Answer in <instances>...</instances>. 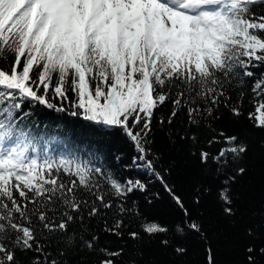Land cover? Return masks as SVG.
<instances>
[{
  "label": "snow or ice",
  "instance_id": "obj_1",
  "mask_svg": "<svg viewBox=\"0 0 264 264\" xmlns=\"http://www.w3.org/2000/svg\"><path fill=\"white\" fill-rule=\"evenodd\" d=\"M260 5L264 0H0V264H19L17 250L31 253L29 264H61L66 249L47 251V234L59 232L66 248L73 246L77 234H68L69 226L82 221L84 213L92 218L115 209L114 223L106 221L105 231L123 236L120 216L130 212L128 195L148 188L140 179H121L98 165L95 150L83 155L71 147L51 152L49 139L61 133L53 136L51 126L31 121L26 103L129 138L137 153L131 167L158 180L184 216L172 226L142 217L144 234L201 232L157 169L148 139L153 118L169 103L170 115L161 117L160 124L171 125L185 112L188 124L199 127L217 118L221 103L229 107L234 84L245 89L252 79L248 119L264 129V72L257 76L252 70L264 65V10H254ZM238 96L231 107L236 116L245 91ZM179 138L194 146L198 141L194 134ZM206 143L221 147L215 153L200 147L191 155L206 174L215 165L224 176L218 199L224 213L232 215L231 184L245 172L238 163L247 146L235 135L215 130ZM199 195L196 189L197 204ZM248 235L255 238L254 229ZM128 236L141 238L137 231ZM78 239L89 250L98 241L95 235ZM122 251L100 249L103 258L97 264H115ZM245 256V264H260L264 246H248ZM207 264H215L211 249Z\"/></svg>",
  "mask_w": 264,
  "mask_h": 264
},
{
  "label": "trees",
  "instance_id": "obj_2",
  "mask_svg": "<svg viewBox=\"0 0 264 264\" xmlns=\"http://www.w3.org/2000/svg\"><path fill=\"white\" fill-rule=\"evenodd\" d=\"M254 10L260 12L264 10V5L256 6ZM252 70L258 76L264 72V65ZM252 83L253 80L248 79V87L245 89L234 84L228 93L231 96L229 107L221 103L214 114L217 118L208 119L199 127L188 124L185 112L179 113L171 125L167 122L160 124L161 117L167 118L170 115L169 103L155 112L148 139L152 153L158 157L157 169L162 172L175 195L183 200L191 219L201 225V232L188 231L183 236L171 231L149 236L141 231L139 225L142 217L172 226L182 221L184 216L158 180L145 171L131 167L132 157L137 153L126 135L115 129L101 131L99 126L80 117L57 112L43 105L26 103L24 112L30 114L31 121L41 127L51 126L53 136L61 133L55 139H49L48 147L54 154L69 147L81 155L95 150V162L98 165L121 179H140L148 184L146 192L134 191L127 197L125 204L130 212L120 216L124 222L123 236L105 231L106 221L109 226L114 223L115 209L102 211L99 216L92 218L84 213L82 221L78 219L69 226L68 234H77L76 243L66 248L61 233L47 234V251L55 254L58 250L66 249V255L59 257L61 264H97V260L103 258L100 253L102 248L110 251L123 249L122 254L114 258L115 264H207V251L211 249L215 264H245L248 246H264L261 243L264 241V129L255 127L248 119V112L253 110L249 103ZM240 90L245 91V96L238 105L241 115L236 116L231 107L237 105ZM53 102L60 103L55 99ZM213 130L217 134L223 131L228 136L235 135L238 142L247 146V151L238 163L239 167L245 168V172L238 175L231 184L232 215L224 213L218 199V189L222 186L224 176L216 172L215 165L206 174L204 166L191 155L192 151L200 147L212 153L221 147L215 144L209 148L206 143L212 138ZM64 133H67V137ZM185 133L197 136L195 146L191 140L179 138ZM117 156L120 158L117 159ZM97 180L103 183L101 178L97 177ZM196 189L200 190L198 204L195 203ZM84 198H87L86 193ZM249 228L254 229L255 238L248 235ZM130 231L140 232L141 238L131 239L128 236ZM81 234L87 238L92 235L98 237L94 250L79 246L78 237ZM163 239H168L169 245H163ZM176 247H183L185 253H176ZM30 257L31 253L16 252L19 264H29ZM260 264H264V260Z\"/></svg>",
  "mask_w": 264,
  "mask_h": 264
}]
</instances>
